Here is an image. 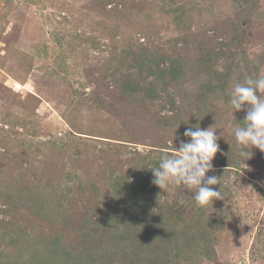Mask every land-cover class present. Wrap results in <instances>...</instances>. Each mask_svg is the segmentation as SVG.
<instances>
[{"label":"rangeland","instance_id":"1","mask_svg":"<svg viewBox=\"0 0 264 264\" xmlns=\"http://www.w3.org/2000/svg\"><path fill=\"white\" fill-rule=\"evenodd\" d=\"M249 76H264V0H0V251L55 264L44 242L81 254L91 233L95 264H264V153L245 161L228 128ZM196 125L220 136L207 175L224 198L152 184V212L203 224L135 251L105 224Z\"/></svg>","mask_w":264,"mask_h":264},{"label":"clouds","instance_id":"2","mask_svg":"<svg viewBox=\"0 0 264 264\" xmlns=\"http://www.w3.org/2000/svg\"><path fill=\"white\" fill-rule=\"evenodd\" d=\"M264 76L246 77L236 82L231 91L230 106L234 112L246 111L244 126H233L229 131L234 135L239 155L246 160L253 155L251 149L264 153ZM245 106H247L245 108ZM187 141L181 140L179 148L172 154L164 153L159 166L151 169L152 183L160 189L169 185L183 186L193 193L197 206L207 208L216 200H222V187L218 190L211 186L220 184V178L207 175L215 171L213 160L221 152L219 139L212 127L202 129L199 125L189 127L183 133Z\"/></svg>","mask_w":264,"mask_h":264},{"label":"trees","instance_id":"3","mask_svg":"<svg viewBox=\"0 0 264 264\" xmlns=\"http://www.w3.org/2000/svg\"><path fill=\"white\" fill-rule=\"evenodd\" d=\"M175 65L176 64L172 60L166 66H162L171 68ZM175 69L177 68L175 67ZM158 166L159 165L157 162L152 163L151 169ZM152 184L153 183L150 182L149 186H146L145 183H142L140 185L141 190L138 193L137 190H132V197L130 199L131 202H133L131 208L133 209L134 213L127 214L124 219H121L116 224L106 223L105 225L107 227L111 226L113 228L124 227L125 229L122 230L119 235L126 238L127 242L133 245L135 251H139L140 248L144 249L146 244L151 243L149 240H145V237L151 236V238H149L151 240L159 234L164 235L165 239L175 240L176 244L177 240L175 237L184 234L183 236H185V238L182 241V244L187 245L191 241V238L186 237V229L190 227L198 228L201 224H203L202 217L199 214L195 213L190 224L186 225L177 222L178 219L173 216L172 213L157 215L156 213L152 212L149 208V204L153 202V199H148L149 188ZM146 187L147 189H145ZM38 198L39 195H36V200L38 201L36 204V208L38 210H41V203ZM31 200L34 202V199ZM16 235L22 237L23 231L18 230ZM86 236L91 241L97 240L91 233H86L85 235H83L82 245L84 249L82 250L81 254L61 247V245L58 243V237H52L50 240L42 244V249H40L41 251H38V255L41 254L40 252H43V254L46 256H52L56 260L55 264H95V262L100 258L97 257L98 252L95 251V245H90L87 241ZM13 247L14 248L10 253L0 251V264H43L37 261V258H35L36 256L34 254H31L29 257L27 255H24V252H22L24 251V249L21 248L19 244ZM3 257L5 258L4 260H2Z\"/></svg>","mask_w":264,"mask_h":264}]
</instances>
